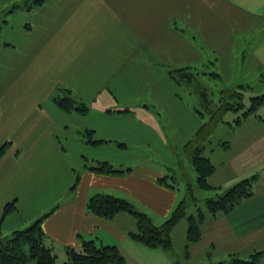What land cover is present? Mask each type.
I'll list each match as a JSON object with an SVG mask.
<instances>
[{"label":"crops","instance_id":"1","mask_svg":"<svg viewBox=\"0 0 264 264\" xmlns=\"http://www.w3.org/2000/svg\"><path fill=\"white\" fill-rule=\"evenodd\" d=\"M35 1L0 0V17L12 32L0 40V98L16 99L25 93V106L13 102L3 108L0 103V149L5 147L0 155V215L13 201L21 215L5 219L3 235L27 228L52 212L43 218V227L47 244L57 256L66 253L68 246L79 249L82 240H93L118 246L126 264H176L170 252L148 250L133 242L130 216L104 219L90 213L87 202L98 193L111 194L130 200L146 213L145 208L152 210L163 218L162 224L169 219L186 194L178 200L177 156L204 119L194 110L200 104L199 94L188 86L182 93L168 73L185 67L202 73L212 69L222 77L221 82L216 81L218 85L233 87L231 84L239 82L238 86L253 88L245 91L250 97L264 95V0H44L40 5ZM216 7L229 10L234 17L225 33L213 34L204 27L207 11ZM206 78L205 74L198 77L202 88H209ZM159 80L168 81L167 87L159 89ZM24 83L25 91H21ZM64 88L86 100L90 106L87 114L67 113L54 102L52 109L46 105ZM72 113L78 121L96 119L73 127L67 118ZM259 114L262 120L250 117L236 127L223 125L231 131L229 136L252 121L264 128V106ZM71 128L78 140H71L73 145L68 148L61 139L69 143ZM85 130H93V138L108 142L86 143ZM62 133L68 137L63 138ZM261 134L246 137L252 141ZM235 138L217 145L211 141L207 155L217 168L218 181L213 184L224 183L216 178L218 171L229 168L244 179L264 166V158L252 161L249 153L233 157L239 147ZM248 142L245 138L241 144L247 147ZM135 146L138 148L131 152ZM147 147L165 149V163L149 159ZM219 153L221 158L215 162ZM84 158L90 165L106 161L130 170L97 174L84 168ZM77 175L79 181L73 188ZM160 178L177 185L166 186ZM40 194L54 198L40 210L35 208L26 221L21 214L23 203ZM182 220L178 227L187 233L188 221ZM202 231L201 241L190 246V258L202 248L199 245L207 235L206 255L212 252L213 256L222 246L229 256L241 257L239 244L247 248L244 254L248 256L264 251V184L230 213L205 221ZM207 259L211 262L212 257Z\"/></svg>","mask_w":264,"mask_h":264},{"label":"trees","instance_id":"2","mask_svg":"<svg viewBox=\"0 0 264 264\" xmlns=\"http://www.w3.org/2000/svg\"><path fill=\"white\" fill-rule=\"evenodd\" d=\"M43 1L36 0L34 4L40 5ZM15 7L17 8V6ZM2 25H6V20L3 17L0 19V30ZM202 74L207 75L211 80L222 81L221 75L215 71L202 73L191 67L172 70L168 73V76L182 93H184L182 88L188 86L193 94L197 96L199 94L200 104L195 105L194 110L199 113L204 121L183 148L197 175L196 183L198 189L204 192L202 200L207 203L208 210L214 218L218 213H230L241 203L251 199L255 194L253 187L258 179V174L244 178L227 190H220V188L214 187L210 183L209 178L216 172V166L208 157V153H206L209 152L210 137L216 128L224 123H229L236 127L250 117L262 120L263 117L259 114V110L264 106V95L251 96L249 105L246 106L244 101L245 91L253 90L251 86L223 87L217 83L221 88L218 89V95H216V91L210 89V87L202 88V84L198 79ZM53 102L67 113L76 112L80 115H85L90 110V106L85 101L75 96L67 88L63 89L62 95L55 96ZM227 113L237 114L234 124L226 122L225 116ZM93 133V130L84 131L83 139L86 143L99 145L108 142L107 140L93 138ZM117 145L120 147L125 146L124 143H118ZM222 145L228 147L227 142ZM4 148L0 149V155L4 153ZM83 166L89 171L102 175L123 174V172L130 170H124L106 161H98L90 165L87 158H84ZM78 181L79 175L75 178L73 188L76 187ZM159 182L172 188L177 185L176 182L170 183L165 178H160ZM199 200L192 186H189L185 197L179 202L169 219L160 226L155 225L151 216L139 210L130 200L111 194L98 193L93 195L87 202V210L93 215L104 219H113L119 214L130 216L134 223V229L130 231L129 236L133 241L148 248L164 249L171 253L176 264H183L173 250L171 232L182 219L187 218L185 259L188 260L191 256V244L200 242L203 237L202 224L206 219L203 209L199 208L198 214L187 216L189 207L200 202ZM16 210L17 204L13 201L4 207L0 215V264H55L57 255L53 248L47 244V237L43 227V218L49 216L52 212L36 220L31 226L14 230L9 236H5L3 235V223ZM263 255L264 251H255L250 255L249 259H243L238 255L232 254L229 256L228 261L210 262L207 264H262ZM66 256L65 264H126V257L118 246L101 245L93 240H82V246L79 249L68 246L66 248ZM207 257L211 258L212 252H209Z\"/></svg>","mask_w":264,"mask_h":264},{"label":"rangeland","instance_id":"3","mask_svg":"<svg viewBox=\"0 0 264 264\" xmlns=\"http://www.w3.org/2000/svg\"><path fill=\"white\" fill-rule=\"evenodd\" d=\"M21 3H23V2H20V4ZM21 5H23V4H21ZM226 11L223 10L222 8H219V7L213 8L212 10H208L207 13H206L205 21H204L205 29L211 31L213 34H215L217 32L225 33L228 30V28L234 23V17L231 15V12L229 10H226ZM0 19H1V17H0ZM7 27L8 26H6V25H4V26L2 25V28L0 30L1 39H2V37H9L12 34V32L9 33V31H8L9 29ZM202 27H203V24H202ZM220 36H223V35L221 34ZM158 70H159V68H158ZM207 71H213V70L212 69H208ZM158 77H160V74H159ZM167 82H162V81L159 80V83H158L159 89H162L163 87L164 88L167 87ZM206 82L210 83V85H209L210 89L216 91L215 94L218 95V89L221 88V87L220 86H216L217 82L214 81V80H210L209 81L208 77L206 78ZM231 85L232 86L235 85L233 87H237L239 85V82L236 83V84H231ZM20 90L21 91H23V90L25 91V83L20 88ZM55 94L57 95V93H55ZM60 95H62V93ZM245 95L246 96H245V100L244 101H245L246 106H248L249 105V99H250L249 97L250 96H249V93H246ZM81 100L82 101H86L84 99H81ZM190 100L194 101V102H197V101L194 100V98L192 96H191ZM13 102H16L19 105L21 104L22 106H25V93L23 92L16 99L8 100V99H1L0 98V103L3 106V108H5L6 106H10ZM52 102L53 101H51V103H50L49 100H48V102L46 103V105L50 109L53 108ZM154 109L156 110L157 108H154ZM202 110H204V108H202ZM156 111L160 112L161 110L157 109ZM72 114L73 115H71L70 117H67V118L69 120L70 125L73 126V127H75L76 124L79 125V124L85 123L87 121H92L93 122L96 119V117H90V118L87 117V119H84L82 121L79 120L80 121L79 122L76 119V117H75V113H72ZM158 117H159V120H160V116H158ZM163 117L164 116L162 115V118ZM235 117H236L235 114L227 113V115L225 116V120L227 122L228 121H233V119ZM163 123H164L163 126H165V129L170 131L168 129L167 123H165V122H163ZM256 125H257V123H253V121H252V123H249L247 126H243L242 128H240L238 130V132L235 135L236 136V138H235V136H229V135H231V131L227 127H224L225 125L221 124L213 132V134L211 135L210 141H212L214 144L217 145V143L219 141H224V140H227V139H230V138L231 139L235 138L239 142V147H237V146L235 147V150L232 153L233 157L240 156V155H242L245 152V153H249V155L252 156L250 158V159H252V161H257V160H259L261 158H264V128L257 127ZM76 127H80V126H76ZM67 133L70 135L69 143H67V139L66 138L64 140L63 139H61V140L64 142L65 145L67 144V147L69 148V147H71L73 145V143H71L70 141L71 140H74V141L78 140V138L75 137V135H73V128H71V131H69ZM67 133L66 134L62 133L63 138L65 136H67ZM258 133H262L261 136H258L256 139H253L252 141H250V139L248 137H246V136H251V137L254 138L255 134H258ZM245 138L249 141L248 144H247L248 145L247 147H246V145H242L241 144L242 140H244ZM233 143H235V140H233ZM137 148L138 147L135 146L134 149H131V152L133 150H136ZM140 150L142 152L144 151V149H140ZM180 150H181V152L177 156L178 157L177 159H179V160L177 161V164L175 165V171L178 174V179L180 181V184L178 186V194H179L178 200H180L182 197H184L185 192L187 194L188 187L192 186V188L194 189L195 194L200 199L199 200L200 202H197V204H194V205L189 207V209L187 211V216H190V215H193V214H198L197 213L198 209L201 208V209H203V212H204V214L206 216L205 217L206 218L205 221L212 220L213 217H212L211 213L208 210V205H207V203H205V201L202 200V197H203L202 194L204 192H202V191H200L198 189V186H197V183H196L197 175H196V173L194 171V168H193L192 164L190 163L189 159L187 158L185 151L183 150V153H182V148ZM69 151H71V148L69 149ZM89 151L92 152L90 149H89ZM145 152L149 155V159L154 160L156 162H159L158 164H161V165L165 163L166 158L168 157V155H167L168 153H166V150L163 149V148H160L159 150H155L153 148L149 149L147 147L145 149ZM258 152H260L259 155H258ZM130 153H128L127 155H129ZM206 153H209V152H206ZM218 157L219 158L214 156L215 162H218V160L221 158V154L220 153H219ZM89 163H90V161H89ZM95 163L96 162H94V164ZM161 165H158V166H161ZM263 167L264 166H260V168H259L260 172L259 173L258 172H254L253 174H251V176H253L255 174H258V179L255 182L254 187H253V191L254 192L257 191L258 189L262 188V186L264 184V171L261 172ZM215 173H214V175H212L209 178V180H210V183L214 187L220 188V190H227V189H225V187H226L225 185H230L231 184L232 185L231 187H233L239 181L243 180L242 178L241 179L237 178L236 174L234 173V171H232L231 169L227 168V171H223V172L218 171V173L216 175L217 176L216 178L221 177V181H223L224 183L222 184V182H221L220 184H213V183L218 182L217 179H215ZM229 174H232V175L229 176ZM224 178H226V179H224ZM170 182H171V179H170ZM258 182H260V183L263 182V183L260 184ZM186 185H187V188H186ZM53 198H54V196L51 195V194H40V195H37L35 197V199L32 200L31 202L27 201V202H25V204L23 203V207L24 208H23L21 214H23V216H25V220L28 221L29 217L34 215L33 214V213H35L34 211L40 210L41 206L47 204V202L51 201ZM49 207H51V206H49ZM49 207L46 208V209H50ZM35 208H36V210H35ZM144 210H146L148 212V214L154 219V221H155L154 223L155 224H157V225L162 224V222H161L162 221L161 219H163L162 217H160L158 214L152 212V210H149V209H146V208ZM49 211H51V210H49ZM15 212L10 214L8 217L12 218L13 215L15 217L20 215V213H18L17 210ZM43 213H46V212H43ZM214 218H216V217H214ZM13 219H14V217H13ZM182 222H187V218H184L182 220ZM26 224H25V226H26ZM180 224H178L176 226V228H175L176 232H175L174 237H173V250L177 254V258H179V260L183 264H207V263H210V261L207 259L208 258L207 255H206V253H207V251L209 249L206 250V251L204 250L206 245H207V243H208V241H209V235H207L205 237L204 241L202 243H200L199 246H202V248L198 246L199 248L196 251H194L193 257L190 258L189 260L185 259V255H184L185 250L183 251V248H185V246H186L187 233H186V230H184L181 233V227H178V226H181ZM202 228H203V224H202ZM9 235L10 234H8L7 236H9ZM135 244H138V243L135 242ZM240 245L241 244L238 245L237 249L240 252H242L241 257L243 259H249L250 258V256H248L249 254H244V253H246L245 251H247V248L243 247V246L240 247ZM139 246H142L143 248L149 250L148 247H145V246H143L141 244H139ZM221 247L219 246L218 250L213 253L211 262L218 263V262H221V260H225V259L228 258V256H229L228 253L223 251V249H221ZM66 259H67V257H66V253L64 251L60 255L58 254L55 264H65ZM261 263L263 264L264 260Z\"/></svg>","mask_w":264,"mask_h":264}]
</instances>
